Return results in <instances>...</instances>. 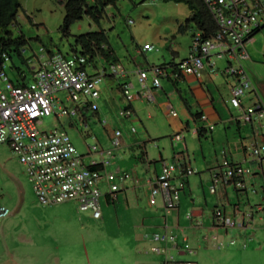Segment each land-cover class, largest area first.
<instances>
[{
    "label": "rangeland",
    "instance_id": "rangeland-1",
    "mask_svg": "<svg viewBox=\"0 0 264 264\" xmlns=\"http://www.w3.org/2000/svg\"><path fill=\"white\" fill-rule=\"evenodd\" d=\"M19 2L22 10L16 22L8 30L13 38L23 35L27 40L26 46L22 48L26 61L33 59V55L39 53L41 48L52 53H60L65 57H73L75 53L72 51V46L75 44V38L99 29L89 17H84L71 25L68 34L64 33L62 26L67 0H19ZM190 14L189 7L182 3L162 0H116L114 5L107 8V16L101 21V27L105 30L109 43L116 53L117 64L122 65L125 72L133 77L135 73L149 70L152 66L167 65L174 59H187L193 43V32L179 33L178 28L190 17ZM254 39L245 44L247 51L264 63V29L256 34ZM148 48L152 49L144 51ZM174 51L180 52L179 58L175 56ZM12 55V60L6 64L9 78L17 84L21 82L24 75L26 83L29 84L32 81L31 70L35 66V61L34 64L27 65L16 54ZM212 59L213 62L218 61L216 57ZM224 61L227 60L224 59ZM103 63L108 65L105 61ZM98 64L102 66L100 61ZM91 70V66H87L89 73ZM246 72L250 79L247 69ZM109 75L111 73L107 71L106 76L102 77L99 87L101 98L92 101L94 106L98 107L99 116L93 109L83 111L75 117H57L53 114L42 120L41 129L66 131L82 154L87 153L89 145H98L104 150L111 149V142L108 139L111 132L119 127L124 134H129L130 125L129 121L120 116V111L126 108V104L121 101L123 97L118 92L117 80L111 81L107 77ZM119 77L118 75L113 78ZM53 97L56 102L62 103L70 110L74 107L67 102L66 91H59ZM110 97H115V101L112 102ZM141 119L147 128L154 126L149 124L144 115ZM104 121L106 125H103ZM254 126L256 132L264 135V119ZM248 131L250 138L244 137L247 138V147H252L255 145L253 144L255 134L250 123H248ZM186 138L192 161L191 167L195 170V174L189 177L193 193L190 192L189 187H186L185 192H180L178 220L179 229L183 232L173 231V229H167V231L157 229L152 232L146 229L145 234L151 236L154 233L173 234L182 247H184L183 238L185 237L188 245L196 252L195 256L179 257L177 249L173 247L175 243L172 242L160 246L165 248V252L167 248V254L153 253L150 247L145 254L137 252L139 247L135 234L141 233L139 226L143 221H146L148 225L151 220H155L156 223H164L165 226V220H167L169 226H173L177 221L178 213L167 215L160 196L155 197L157 205L155 211L151 209V191H148L145 186L144 188L135 186L132 182V173L137 167L139 175L143 173L147 180L155 179L153 167L150 166L151 170H149V166L142 162L138 154L133 155L131 159L127 154L125 158H122L116 154L117 149H115L114 157L107 158L108 171L113 172L121 167L122 173H127L129 178L125 181L118 176L111 179V184L118 187V199L113 202L108 201L105 196L102 197L103 218L93 220L91 213L81 211L75 202L63 203L52 208L35 205L23 217L25 226L20 231V235L32 241L27 245L18 243L19 248H17L20 252H24L23 248L29 250L32 256L25 259L21 256L20 263L27 264L25 262L29 259L30 264H164L167 258L174 257L180 260L179 262L193 260L197 264H264V166L260 170L257 164L252 163L248 151L247 159L242 164L245 169L249 168L253 174H256L246 178L248 196L244 197L233 186H228L225 196L218 201L217 196H220L222 187L218 188L217 194H212L210 192L212 182L200 179L199 173L202 168L197 165L203 162V157L199 141L192 135ZM234 139H240L237 125L229 134V140ZM208 140L211 141V136L204 139L207 161L215 164L222 162L226 156L220 153L216 156L214 151L217 146L208 145L206 143ZM173 144L176 149L182 146L180 142ZM148 150L151 157L157 154V148L153 143L148 146ZM195 159L197 164L194 163ZM85 161L89 163L91 157L86 158ZM3 163L6 164L7 170L1 166ZM157 165L160 168V164ZM6 171L21 177L26 189L25 199L30 204L35 197L31 195V188L26 181L27 175L26 178L24 177V173L26 174L24 166L8 146L0 145V195H3L2 198L5 201L16 195ZM101 190L107 191L105 184L101 185ZM235 206H238L240 213L247 217L243 229L214 230L211 216L200 219L199 222H202L203 226L198 228L188 218V215L197 208H205L207 212H213L218 208H226L230 211ZM178 211L174 210V212ZM254 233L256 240L252 242L249 236L253 237ZM216 236L218 242L212 239ZM205 237L210 239L206 241ZM232 240L236 241L235 245L230 244ZM218 243H222L223 246L219 248ZM8 246L12 250L13 247L16 249L17 244L14 245L12 241H8Z\"/></svg>",
    "mask_w": 264,
    "mask_h": 264
},
{
    "label": "built area",
    "instance_id": "built-area-1",
    "mask_svg": "<svg viewBox=\"0 0 264 264\" xmlns=\"http://www.w3.org/2000/svg\"><path fill=\"white\" fill-rule=\"evenodd\" d=\"M205 3L217 25L215 36L204 40L199 32L193 31V43L187 59L177 65L153 66L150 71H139L137 74L139 95L132 93V84L122 83L120 91L126 103V108L120 111L122 118L133 116L131 103L138 96L149 103L156 102L155 91L162 89L163 78L178 80L184 75L200 77L206 67L212 73H216L212 59L216 57L227 60L228 65L224 73L237 80V84L231 89L230 99L232 107L240 112L237 120L253 126L262 122L264 106L261 102L247 108L243 106L244 98L251 91V82L243 62L248 59L245 44L254 39L256 31L264 23V0H205ZM3 57L4 61L0 64V145L8 146L24 166L28 181L41 206L52 208L63 203L75 202L81 211H89L93 220H101L102 197L105 196L108 201L113 202L118 199V187L111 184V179L118 176L125 181L129 178L128 174L120 175V172L108 171L107 158L112 155V150L123 145L121 130L113 131L110 141L113 149L104 150L98 145H89L87 153L82 154L66 131L42 130L41 124L45 117L53 114L57 117H75L90 109L97 114L98 107L94 106L92 101L101 96L99 87L102 77L106 76L107 71L111 76H124L126 73L124 67L111 64L109 70L105 69L100 74L91 75L87 71L90 63L86 57L81 55L65 57L41 48L39 53L33 55V59L26 61L27 65L34 64L35 61V66L31 70L32 81L27 84L23 75L21 82L16 84L6 72V64L10 59L5 54ZM150 73L152 78L149 82ZM59 91L67 92V102L74 106L71 110L54 100L53 96ZM171 115L177 117L178 113L173 110ZM201 119L208 121V116L202 114ZM102 123L106 125L105 121ZM208 128L213 130L214 126L209 124ZM174 140H183V135H176ZM248 151L252 163L257 164L262 170L264 142L253 145ZM97 155L100 157L99 160L95 159ZM88 157H91V161L86 163ZM194 174L195 170L184 160L163 163L160 173L150 183L152 200L160 196L166 212L178 208L180 192L185 190L186 179ZM251 175L256 174L249 168L245 169L243 164L224 157V160L214 168L210 192L216 194L220 186H233L240 195L247 197L246 178ZM102 184H105L106 192L101 190ZM11 213L9 207L0 204V224ZM188 218L192 219L193 214H189ZM212 218V229L217 231L243 229L247 221V217L240 213L238 206L230 211L218 208L213 211ZM198 225L201 226V223ZM152 238L158 243L172 242L177 248L180 246L177 237L167 232L154 234ZM209 239L204 238L206 241ZM212 239L218 242L217 236ZM183 241L184 247L181 246L180 249L186 255L195 256L196 252L188 245L185 237ZM230 244L235 245L236 241L232 240ZM222 246V243H218L219 248ZM151 251L161 254L165 252V248L156 245ZM165 253H168L167 248ZM164 264L197 263L193 260L179 262L172 257L167 258Z\"/></svg>",
    "mask_w": 264,
    "mask_h": 264
},
{
    "label": "crops",
    "instance_id": "crops-1",
    "mask_svg": "<svg viewBox=\"0 0 264 264\" xmlns=\"http://www.w3.org/2000/svg\"><path fill=\"white\" fill-rule=\"evenodd\" d=\"M263 29L264 23L261 25V28L256 31L255 35L261 32ZM254 40L255 39L252 41ZM245 50L248 54V59L244 60L243 64L245 69H247L248 73L250 74V80H252V93L251 91L250 93L248 92L247 96L243 100V106L247 108L256 102H261L264 106V63L261 62L262 60L259 58L251 56L248 53L246 46ZM174 54L176 57H180V52L174 51ZM185 59H174L167 65H177ZM98 60L101 62L102 66L98 64ZM103 62L104 60L101 58L91 62L90 66L92 70L89 74H100L103 70L107 69V66H110V64L105 65ZM214 63L217 70L216 73H212L210 69L206 67L200 77L184 75L178 80H169L163 78L161 80L162 89L155 91L156 102L149 103L140 96L136 97L131 103L133 116L131 118H124L129 121V134H124L121 131L123 145L121 148L115 150L117 151L116 154L122 158H125L127 154L130 157L129 159H131L133 155L136 156L138 154V157L142 158V162L146 163V166H149V170H151L150 166L153 167V172L156 177L160 173L163 163L184 160L191 167L192 161L190 160L189 145L186 143V137L192 135L194 139L199 141V147L203 157V162L197 165L198 167L200 166L202 168V171L199 173L200 179L201 181L210 182L212 180L214 168L217 166V164L207 161L204 151V139L208 136H211V141L208 140L206 143L208 145L217 146L214 151L216 156H218V153H220L222 156H226L225 158L232 162L241 164L245 162L248 155V148H250L247 147V138L244 137L248 136V138H250L248 124L244 125L245 123H241L237 120V118L240 116V112L233 108L230 104V99L232 96L231 89L237 84V80L236 78L229 77L224 73L228 65L227 61H224V59H218V61ZM152 67L146 71H150ZM100 70L102 71L100 72ZM136 74L137 73H135L132 77L126 72L124 76H120L119 78H113L114 76L111 75L107 77H109L111 81L117 80V89L120 94V85L122 83L129 82L133 85L132 93L139 95L140 87ZM151 78L152 73L149 74V82L151 81ZM256 88H258V90ZM110 100L112 102L115 101V97H110ZM121 101L124 102V99L122 98ZM173 110L177 111V117H173L171 115ZM202 114L208 116V121H203L201 119ZM143 115L146 117L150 125H154L153 127L147 128L144 125V122L141 119ZM97 116H99V113H97ZM209 124L214 126L213 130H209ZM235 125L238 127V136L240 139H234L233 141H230L229 134L234 130ZM251 126L255 134L253 137V144L263 143L264 135L256 132L255 126ZM115 129H119V127ZM178 134L183 135V140H174V137ZM112 136L113 132H111V134L108 136L110 141ZM174 142H180L182 143V146H178V149H176L173 144ZM152 143L157 148V154H155L153 157L150 156L148 150V146ZM113 157L112 150L111 158ZM99 158V156H95L96 160H99ZM196 161L197 159L194 160V163H196ZM157 164H160V168ZM1 166L7 170L6 164L3 163ZM6 172L9 175V181H11L14 186L16 195L7 201L2 198L3 195H0V204L9 207L12 211L11 215L7 219L3 220L0 224V264H21L19 260L21 256L24 259L26 257L30 258L32 256V253L29 252V250L23 248L24 252H20L18 251L19 249H17L19 248L18 243L27 245L32 241L28 240L23 235H20V231L25 226L23 217L26 215L29 209L40 204L34 195L32 187L27 180L25 173L24 177L31 188V195H34L35 197V199L32 198V202L30 201V204L25 199L26 189L24 188V182L22 181L21 177L12 172ZM118 172H120V175L123 174L121 167H118L115 171H113V173ZM140 175L138 168L135 167L132 173V182L134 185L138 187L141 186L142 188L145 186L148 188V191H151L150 183L154 180V178H149L147 180L143 173ZM186 187H189L190 192L193 193L189 177L186 179ZM220 187H222V192L219 194V197L217 196L218 201L225 196L228 188V186ZM156 206V199L153 201L151 196V209L155 211ZM178 208H176L177 211ZM174 210L166 212V214L169 216L173 213L174 215L178 213L177 221L173 226H169L167 220H165V226L164 223H156L155 220H151L148 225H146V221L142 222V224L139 226V231L141 233L135 234L137 246L139 247L137 252L139 254H145L148 252V247H150L151 251L152 247L158 245V242H155L152 238L155 233L152 236L150 234H145L146 229L151 230L152 232L157 231V229H166V231L167 229H173V231L180 233L183 232L181 229H179L180 227L178 217L180 212H174ZM192 214L193 218L191 221L196 224V227L200 228L203 225L199 227V220L209 218V216L212 217L213 212H207L205 208H197L193 210ZM200 223L202 224V222ZM249 239L250 241L255 242V233L253 237L249 236ZM8 241H12L14 245L17 244V247H15L16 249H14L12 246L13 249L11 250L8 246ZM158 246H163V244L159 243ZM173 247L177 249V254L179 257L186 255L180 249L181 246L178 248L176 246ZM27 260L28 261L24 262L30 264L29 259ZM174 260L180 261L177 258H174Z\"/></svg>",
    "mask_w": 264,
    "mask_h": 264
},
{
    "label": "trees",
    "instance_id": "trees-1",
    "mask_svg": "<svg viewBox=\"0 0 264 264\" xmlns=\"http://www.w3.org/2000/svg\"><path fill=\"white\" fill-rule=\"evenodd\" d=\"M164 2L182 3L189 7L190 17L179 25V33L192 32L193 30L201 34L202 39H212L217 33V25L205 0H162ZM116 0H67L65 3V18L62 26L64 33L68 34L70 27L75 22L81 21L84 17H89L98 26V30L92 31L75 38L72 51L75 55L87 58L88 63L101 58L108 64L117 63L116 53L109 43L108 36L101 27V21L107 16V8L114 5ZM22 10L19 0H0V64L4 61L3 55H7L10 60L13 53L16 54L23 63H27L22 54V48L27 44V40L22 35L13 38L8 30ZM194 36V34H193Z\"/></svg>",
    "mask_w": 264,
    "mask_h": 264
},
{
    "label": "clouds",
    "instance_id": "clouds-1",
    "mask_svg": "<svg viewBox=\"0 0 264 264\" xmlns=\"http://www.w3.org/2000/svg\"><path fill=\"white\" fill-rule=\"evenodd\" d=\"M193 31H195V30H193ZM193 31H192V32H193ZM115 64H117V63H115Z\"/></svg>",
    "mask_w": 264,
    "mask_h": 264
}]
</instances>
